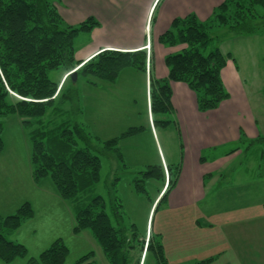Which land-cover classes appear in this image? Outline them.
<instances>
[{
    "label": "trees",
    "instance_id": "trees-1",
    "mask_svg": "<svg viewBox=\"0 0 264 264\" xmlns=\"http://www.w3.org/2000/svg\"><path fill=\"white\" fill-rule=\"evenodd\" d=\"M60 2L0 0V116L15 113L24 124L33 126L30 137L34 177L37 180L51 177L60 195L72 200L76 212L74 232L89 229L110 264H142L143 258L151 251L155 264H173L165 256L161 234L153 237V226L149 234L146 230V235H141L135 224L126 225L123 203L116 195L110 196V201L100 194L91 199L83 196L100 180L101 155L113 151L114 154L108 157L120 158L123 163L124 155L119 144L142 128L131 127L119 136L101 140L81 122L66 120L51 128L44 123L43 117L50 108L54 118L68 104L72 106L78 102L80 93L76 83L66 87L72 77L68 75L62 81L63 75L76 66L80 65L77 78L81 75L92 84L103 80L113 82L126 67L146 71L147 54L142 49H105L86 61L77 60L76 37L93 30L99 22L91 16L77 25L68 23L60 13ZM259 6L264 7V0H223L207 22L198 20L194 14L175 18L173 27L162 33L159 41L169 46H186L182 51L165 57L169 73L167 78L156 80L155 98L151 99L152 112L167 113L173 108L171 81L188 84L196 93L200 111L217 108L229 99L221 72L233 55L221 49L223 41L220 37L231 39L263 32L264 15L256 12ZM215 27L222 28L214 35L211 29ZM222 29L227 32L221 34ZM213 40L217 44L207 50ZM57 68L62 69L60 80L49 76V72ZM171 122V119L161 120L164 126ZM2 142L0 135V149ZM166 168L168 173L162 164L149 165L139 171L134 179L137 191L150 196L146 183L150 179L157 180L162 183L157 188L158 193L163 194L160 204L175 186L181 167L180 164H168ZM119 181L120 177L113 174L107 183L109 189H114ZM150 201L153 209L154 200ZM33 215L30 202L22 204L13 214L0 215V259L7 263L27 258V264H65L69 248L60 239L38 257H28L27 247L9 238L25 219ZM93 257L94 252L91 251L74 264H97ZM206 261L209 260L203 259L199 264Z\"/></svg>",
    "mask_w": 264,
    "mask_h": 264
},
{
    "label": "rangeland",
    "instance_id": "rangeland-1",
    "mask_svg": "<svg viewBox=\"0 0 264 264\" xmlns=\"http://www.w3.org/2000/svg\"><path fill=\"white\" fill-rule=\"evenodd\" d=\"M139 1L116 0L119 8L125 7L132 12L138 9L137 3ZM204 1L208 7L211 6L209 2H212V0ZM165 2L166 0H162L157 8V3L155 4L152 11L153 15L156 9L153 15V24ZM103 3L106 4V1L103 0ZM214 10L210 15V12L208 13L209 16L206 19H202L195 13L194 15L200 21L207 22L213 18ZM256 12L264 15V7H256ZM101 15L105 21L104 24H100L98 17H93L99 22V25L110 27L112 17L107 13L97 16L101 17ZM88 18H85V20ZM122 18H125L124 15L119 14L111 23L112 26H114L116 19L120 23ZM172 27L171 23L167 29ZM221 28L215 27L213 30L211 29L212 34L215 35V32ZM225 30L222 29L221 34L227 32ZM112 36H115V34L108 33L106 35L107 38ZM92 38V35L82 32L76 37V40L85 46L87 41L89 43L92 41ZM220 38L221 42L223 41L224 49L233 53L236 58L234 64L239 65L238 72L227 71L224 72L222 77L225 89L230 95L227 100L240 102L241 94H246L258 122L254 125L246 122L248 115L247 105H245L244 113H239L233 119H222L224 116L220 114L223 113L224 108H221L222 104L220 103L217 108L211 109H217V113L215 111L208 113L207 119L209 118V120L205 117L204 125L209 131L212 128L216 129V125L213 124L214 121H222L218 133L215 136H211L212 140L209 143L215 144V141H219L222 131L225 129L230 131L240 122H246V124L238 126L236 136H234L233 140L225 143L224 146H221L223 143H219L214 146L201 147L200 151L239 149L241 153L236 159V168L239 175H245V168L253 171L254 174L259 170L262 173L264 172V31L256 34V36H237L231 39L230 37L221 36ZM104 40L108 41L107 39ZM93 43L94 41H92ZM80 44H78V47ZM214 44L216 45L217 42L213 40L207 50L214 48ZM163 46L168 47L169 45L163 44ZM130 72H142L143 75L134 76V73ZM61 75L62 69L57 68L49 72V76L54 80H60ZM152 80L153 84L151 85L150 74L147 76L145 70H137L132 67L122 69L118 78L113 82L100 81L101 86L99 87L88 85L85 83V77L81 75L76 79L72 77L66 87H71L72 83H76L80 93L78 102L73 103L72 106L68 104L67 108L64 107L65 110L62 113H56L54 118H52V108H50L43 118L46 127L50 128L57 127L66 120L81 122L88 127L94 137L97 136L101 140L119 136L131 127L142 128L138 133L124 138L119 144L124 155L123 163L126 165L123 166L120 158L117 160L108 157L110 154H114L113 151L106 155H101L100 180L93 189L87 190L83 196L91 199L93 196L100 194L110 201L116 195L123 203L126 225L130 227L135 224L141 235H146L148 226L149 230L153 226V237L155 238L159 233L165 232V214L169 213L166 205L167 197L158 204L162 194L153 206L151 215H149L152 203L150 200L154 199L157 188L162 183L155 179L148 180L146 183L147 191L150 195L148 196L137 191L134 179L138 176L139 171L145 170L149 165L162 164L165 166L166 164H172L174 160L180 162L181 147L179 137L176 136L174 131H172V137L165 136V133L168 134L170 132L167 130L170 129L164 130V125L161 124V120L164 119L177 120L178 112L174 108L167 113L161 111L152 112L151 110V99L155 98L154 92L156 80H158L154 73L152 74ZM0 122L2 123L0 135L3 141V147L0 149V215L6 217L15 213L27 201L32 203L34 210V215L25 219L21 226L16 229L17 231L14 230L9 235V238L17 242L16 238L21 237L18 242L23 243L27 247L28 257H38L42 251L60 239L71 251L70 260L73 263L76 262V259L78 260L82 257L80 253L83 251L80 250V241L84 238L85 233L80 235V232L88 231L91 233V231L83 229L79 232L78 237L72 235L73 237L71 238L64 231V233L60 234L55 232L65 228L51 227L48 224V217L41 204V199L44 196L53 199L57 198V195L62 200L63 198L51 177H43L40 180L34 177L33 144L30 137L33 126L24 124L18 114L15 113L1 115ZM154 125H156L159 137L152 130ZM164 158L166 160H164L165 163L162 160ZM173 170L175 172V169ZM113 174L119 176L120 181L114 189L110 190L107 183H109ZM43 189L44 191H42ZM41 195L44 196L41 197ZM66 203L71 204L72 202L66 201ZM186 210L188 213H196L195 207L189 209L185 207L179 212L186 213ZM111 218L114 223V218ZM184 237L187 240L185 243L187 251L190 253L196 252L195 245L200 243L199 235L192 232ZM94 240L96 245L102 249L95 237ZM95 250H98V248ZM225 259H227L226 256L222 260L220 258L219 261H215V259L207 264H224ZM0 264H27V258L15 259L13 263H7L0 259ZM142 264H155L152 251L148 253L146 258H143Z\"/></svg>",
    "mask_w": 264,
    "mask_h": 264
},
{
    "label": "crops",
    "instance_id": "crops-1",
    "mask_svg": "<svg viewBox=\"0 0 264 264\" xmlns=\"http://www.w3.org/2000/svg\"><path fill=\"white\" fill-rule=\"evenodd\" d=\"M105 1L106 4L103 0H61L60 2V13L70 24L81 23L91 16L98 17L100 24H104L102 15L101 17L97 15L107 13L112 17L110 27L98 25L86 32L93 36V44L92 41L90 43L87 41L84 46L75 39L77 60L86 61L105 49H142L147 54L146 75L150 74L152 77L154 73V76L161 79L167 78L169 73L164 61L165 57L170 53L182 51L186 45L165 47L159 41V36L168 30L167 28L177 17L195 13L202 19H206L223 0H212L209 2L211 5L209 7L204 0H166L154 24L153 15L156 9L153 15L152 11L158 0H140L137 3L138 9L133 12L125 7L119 8L116 0ZM161 1H158L156 8ZM119 14H123L125 18H122L120 23L116 19L112 26L111 23ZM108 33L115 34V36L107 38ZM78 44H80L79 47ZM221 49L228 53L223 43ZM235 61L236 58L233 55V59H229L223 68L222 77L224 72L239 71V65L236 64V66ZM130 73H134V76L143 75L142 72ZM64 78L65 74L62 81ZM85 83L101 86L100 81L92 84L86 80ZM170 84L173 92L172 104L174 110L178 112V118L175 121L171 120L168 126H164V130L170 129L167 130L170 132L165 133V136L172 137V131H174L179 137L181 161L174 160L172 165L178 163L181 168L177 174L175 186L167 195L166 205L169 213L165 214V232H161L165 256L173 264H199L203 259L210 262L215 259L219 261L224 256L227 257L224 264H264V172L261 173L259 170L254 174L253 171L245 168V175H239L236 168V159L241 153L239 149L200 151L201 147L214 146L219 143H223L221 146H224L225 143L233 140L241 124H246V122L252 125L257 124L258 121L252 111L248 96L242 93L240 102L227 100L221 103V108H224L223 113L220 114L224 116L222 119H233L239 113H244L245 105H247V120L245 123L236 124L230 131L227 129L222 131L219 141L212 144L209 143L212 140L211 136L218 133L222 121H214L216 129L212 128L210 131L206 129L204 122L208 113L214 111L217 113V109L201 112L197 106L196 93L188 84L182 81H171ZM152 128L154 134L159 137L156 125ZM162 160L165 163V158ZM158 192L155 193L154 204L161 196ZM66 201L72 202L66 198L62 200L58 195L53 199L44 196L41 204L47 214L48 224L51 227L65 228L55 231L57 234L66 232L71 238L78 237L79 233L74 232L75 205L72 202L71 206ZM185 207L187 209L195 207L196 213H188L187 210L186 213L179 212ZM151 212L152 203L149 215ZM147 230L149 234V226ZM192 232L199 235L200 243L195 245L196 252L190 253L185 248L187 240L184 236ZM82 233H85V236L80 241V250H83L80 253L81 256L94 251L92 259L95 263L110 264L103 249L96 245L93 235L88 231L80 232V235ZM16 240L18 242L21 237ZM97 248L98 250H95ZM70 255L71 251H69L65 264L75 263L70 260ZM209 261L202 264H207Z\"/></svg>",
    "mask_w": 264,
    "mask_h": 264
},
{
    "label": "water",
    "instance_id": "water-1",
    "mask_svg": "<svg viewBox=\"0 0 264 264\" xmlns=\"http://www.w3.org/2000/svg\"><path fill=\"white\" fill-rule=\"evenodd\" d=\"M71 77H73L74 79L77 78V71H74L70 74Z\"/></svg>",
    "mask_w": 264,
    "mask_h": 264
}]
</instances>
